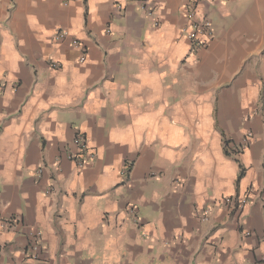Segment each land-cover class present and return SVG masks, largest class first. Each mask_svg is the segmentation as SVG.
Here are the masks:
<instances>
[{"label": "crops", "instance_id": "0c3cea01", "mask_svg": "<svg viewBox=\"0 0 264 264\" xmlns=\"http://www.w3.org/2000/svg\"><path fill=\"white\" fill-rule=\"evenodd\" d=\"M186 2L0 0V264H264V0Z\"/></svg>", "mask_w": 264, "mask_h": 264}, {"label": "built area", "instance_id": "2783aa9c", "mask_svg": "<svg viewBox=\"0 0 264 264\" xmlns=\"http://www.w3.org/2000/svg\"><path fill=\"white\" fill-rule=\"evenodd\" d=\"M75 0H64V5L69 4ZM204 0H187V2L182 6V13L187 19L185 27L181 29V34L189 43V48L191 53H196L198 50L206 47L208 43L214 37V27L211 19L207 14L200 13V5ZM67 36L66 30H58L55 35V39L60 41ZM72 44L79 48L80 56L79 61L84 62L87 58L86 47L83 46L79 41L74 40ZM247 137L250 136V133L246 134ZM73 143L76 147L75 152L71 153L70 160L78 168H82L86 165L87 161L90 159L92 153L90 151V145L87 136L82 132H77L73 137ZM244 145V144H243ZM243 145H233L229 147L226 151L232 155L236 156L240 153ZM40 167L37 168L39 170ZM253 191L249 190L243 195L235 196H226L222 197L219 200V203L237 209H242L250 196H252ZM206 213L205 210L201 211ZM11 223H18V219L15 217H9L5 219H0V229L7 227ZM245 235H248L249 232L245 231Z\"/></svg>", "mask_w": 264, "mask_h": 264}, {"label": "trees", "instance_id": "16d2710c", "mask_svg": "<svg viewBox=\"0 0 264 264\" xmlns=\"http://www.w3.org/2000/svg\"><path fill=\"white\" fill-rule=\"evenodd\" d=\"M226 143H228V141L227 142H225L224 144H226ZM224 149H225V145H224ZM226 150V149H225ZM224 150V151H225ZM225 153H226V155H230L227 151H225ZM235 161L238 163V167H239V172H238V175H237V178H236V184H238L239 183V180H240V178L242 177V175H243V168L241 167V165L239 164V162H238V160L237 159H235Z\"/></svg>", "mask_w": 264, "mask_h": 264}, {"label": "rangeland", "instance_id": "374dc122", "mask_svg": "<svg viewBox=\"0 0 264 264\" xmlns=\"http://www.w3.org/2000/svg\"><path fill=\"white\" fill-rule=\"evenodd\" d=\"M248 201H249V199H248ZM248 201H247V203H248ZM247 203H246V204H247ZM141 260H143V264L146 263V259H145L144 257H142Z\"/></svg>", "mask_w": 264, "mask_h": 264}]
</instances>
